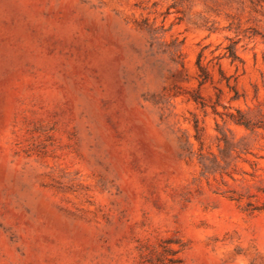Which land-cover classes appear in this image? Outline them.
<instances>
[{"label":"rangeland","instance_id":"374dc122","mask_svg":"<svg viewBox=\"0 0 264 264\" xmlns=\"http://www.w3.org/2000/svg\"><path fill=\"white\" fill-rule=\"evenodd\" d=\"M0 264H264V0H0Z\"/></svg>","mask_w":264,"mask_h":264},{"label":"trees","instance_id":"16d2710c","mask_svg":"<svg viewBox=\"0 0 264 264\" xmlns=\"http://www.w3.org/2000/svg\"><path fill=\"white\" fill-rule=\"evenodd\" d=\"M230 57H231V58H235L234 54H232V53H231V56H230Z\"/></svg>","mask_w":264,"mask_h":264}]
</instances>
